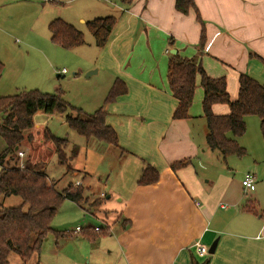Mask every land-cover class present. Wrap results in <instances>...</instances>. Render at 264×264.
<instances>
[{"label": "crops", "instance_id": "0c3cea01", "mask_svg": "<svg viewBox=\"0 0 264 264\" xmlns=\"http://www.w3.org/2000/svg\"><path fill=\"white\" fill-rule=\"evenodd\" d=\"M66 1L63 19L75 26L76 21L83 24L110 15L106 3L114 4L116 24L105 45H94L92 50L90 67L98 68L95 74L102 73V78L91 101L101 107L115 78L125 81L127 92L104 104V109L107 123L118 134L124 166L116 176L122 180L125 172L133 176L127 194L121 193L123 186L118 189L122 209L102 228L105 234L94 227L91 232L99 235L94 241L88 239L92 246L86 255H69L66 261L78 264L83 256L90 263L96 251H106L120 264H192L193 259L202 262L208 257L209 264H264V134L260 118L246 117L247 129L237 137L245 154L228 155L226 172L207 188L192 162L176 171L171 168L173 162L207 153L209 148L201 76H197L195 97L185 119H173L177 101L167 80L171 50L176 49L183 57L196 58L210 76L225 77L232 100L238 97L242 72L264 83V0H194L195 7L188 13L177 10L176 0H134L130 5L121 0ZM4 3L0 0V8ZM47 18L48 24L54 19ZM7 43L6 36H1L0 95L21 90L25 73ZM61 74L58 70L57 76ZM213 111L227 114L230 108L216 103ZM146 163L155 165L160 177L155 183L141 185L138 179ZM247 173L256 178L252 191L242 185ZM217 238L214 253L198 254L197 241L210 247ZM65 239L55 238L56 247ZM34 258V264H43L41 249Z\"/></svg>", "mask_w": 264, "mask_h": 264}, {"label": "trees", "instance_id": "16d2710c", "mask_svg": "<svg viewBox=\"0 0 264 264\" xmlns=\"http://www.w3.org/2000/svg\"><path fill=\"white\" fill-rule=\"evenodd\" d=\"M121 1L130 5L134 0ZM191 7H195L194 0H176V8L180 12L188 13ZM115 24L114 15L87 21V27L94 36L97 46L105 45ZM48 29L51 40L62 47L73 48L85 44L83 31L61 17L51 20ZM3 67L0 61V77ZM198 75L201 76L200 83L204 91L202 110L207 124V146L211 150L219 151L224 160L231 154L244 155L246 150L239 144L237 137L243 135L247 129V116L254 115L260 118L264 134V83L242 72L239 77L238 97L232 100L225 77L210 76L196 58L183 57L179 53L171 54L167 80L177 101L173 119L189 117ZM127 89L123 79L115 78L104 104L114 102L125 94ZM216 103L227 104L230 108L229 113L216 114L213 111V105ZM104 104L94 113L87 114L82 108L69 103L63 97L62 90L49 93L38 89H21L16 93L0 96L2 116L0 135L6 143V147L0 152V264H10L12 253L20 256L21 264H31L29 261L38 255L43 241L49 234H54L57 240L62 237L68 238L69 233L52 227V220L65 199L79 205L85 200L82 186L74 187L69 184L62 190L57 189L56 184L49 180L46 172L40 169L38 164H31L30 158L23 159L24 167L20 166L18 151L22 150L21 145L26 137L33 138L31 130L34 128L35 114L39 110L46 114L60 113L69 128L83 136L87 142L95 139L118 147V134L106 121L107 112ZM44 136L55 144L59 163L66 164L68 168L63 146L69 139L54 135L48 128H45ZM191 162V158H184L173 162L171 168L176 171ZM159 177L158 168L146 163L138 183L141 185L155 183ZM10 196H18L21 203L5 205V199ZM90 228L84 232V236L94 241L99 233L95 231L92 233ZM98 231L101 235L105 234L101 227ZM192 261V264H209L210 257L202 262L194 259Z\"/></svg>", "mask_w": 264, "mask_h": 264}, {"label": "rangeland", "instance_id": "374dc122", "mask_svg": "<svg viewBox=\"0 0 264 264\" xmlns=\"http://www.w3.org/2000/svg\"><path fill=\"white\" fill-rule=\"evenodd\" d=\"M2 1L5 3L0 8V37L6 36L8 50L10 48L12 58L25 70L21 81L22 86H19V89H38L49 93L62 90L63 97L73 106L82 108L87 114L94 113L98 107L91 100L98 88L102 73L87 76V72L92 70L90 67L94 55L92 50L95 48L94 45L96 46L94 36L87 27V22L81 24L76 21V27H79L84 33L85 44L65 48L51 40L45 15H50L47 19L64 18L62 6L66 4V0H62L60 3L57 0ZM107 4L111 10L105 11H109L110 15H115L114 4ZM3 27H7L8 32H5ZM62 69H67L68 72L57 76L58 70ZM59 114L37 113L34 116L35 124L31 130L33 138L26 137L21 145V149L25 151L23 158L24 160L30 158L33 165L38 164L59 190L66 188L69 184L74 187L82 186L85 200L80 205L69 199H65L60 204L52 220V227L69 233L70 236L62 240L58 244V248L55 245L54 234L48 235L41 245L43 264H75L72 260L66 261L69 259V255H86L92 243L90 245L84 232L89 227H91V231L94 230V227L106 228L115 219L117 212L122 209L121 204L123 203L118 201L121 198L118 195L120 191L118 189L123 186L121 193L125 195L129 187L131 189L133 185V176L129 174L130 172L124 173L126 175L123 180L116 176L118 170L124 167L118 147L95 139L87 142L83 136L71 130ZM1 119L0 115V121ZM204 122L206 130V120ZM45 128H48L49 132L56 136L69 139L63 146L68 159V168L66 164L59 163L55 144L44 136ZM230 136L232 135L230 134ZM5 147V140L0 135V152ZM190 158L198 177L207 188H210V185L213 187L228 167V163L224 161L221 153L210 148L207 149V153L201 152L198 156ZM108 162L111 165L108 166ZM109 169H111L110 176L107 175ZM211 180L213 182L210 184L206 182ZM4 203L5 205H18L21 203V199L18 196H10L5 199ZM77 227L82 230L76 231ZM109 240H112L113 243V239ZM29 262L34 264L35 258ZM21 263L20 256L12 253L10 264ZM78 264L120 263L116 256H110L106 251L103 253L96 251L92 255L90 263L81 256L78 259Z\"/></svg>", "mask_w": 264, "mask_h": 264}, {"label": "built area", "instance_id": "2783aa9c", "mask_svg": "<svg viewBox=\"0 0 264 264\" xmlns=\"http://www.w3.org/2000/svg\"><path fill=\"white\" fill-rule=\"evenodd\" d=\"M62 73H67V69H62L61 70ZM25 156V151L23 150H19L18 151V157L20 158L19 164L21 167H24V162H23V157ZM242 185L244 187V189L252 191L256 188V178L254 176V174L252 173H247L244 178L242 179ZM198 204V202H197ZM96 230H99V227H95ZM82 230V228L77 227L76 231H80ZM195 248L198 252L199 255L201 256H207L209 253V246H207L206 244L197 241L195 243Z\"/></svg>", "mask_w": 264, "mask_h": 264}, {"label": "water", "instance_id": "95a60500", "mask_svg": "<svg viewBox=\"0 0 264 264\" xmlns=\"http://www.w3.org/2000/svg\"><path fill=\"white\" fill-rule=\"evenodd\" d=\"M171 53L172 54H175V53H177V50L176 49H172L171 50ZM98 72V68H94V69H92V70H89L88 72H87V76H91L92 74H95V73H97ZM16 149H18V147H16ZM217 243H218V238L210 245V247H209V253L210 254H212V253H214L215 252V250H216V247H217Z\"/></svg>", "mask_w": 264, "mask_h": 264}]
</instances>
